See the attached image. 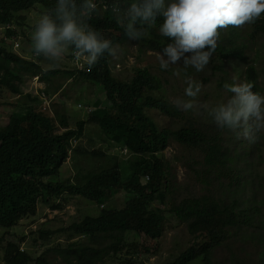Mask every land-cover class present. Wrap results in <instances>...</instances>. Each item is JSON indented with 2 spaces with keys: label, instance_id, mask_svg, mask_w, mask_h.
I'll return each mask as SVG.
<instances>
[{
  "label": "trees",
  "instance_id": "16d2710c",
  "mask_svg": "<svg viewBox=\"0 0 264 264\" xmlns=\"http://www.w3.org/2000/svg\"><path fill=\"white\" fill-rule=\"evenodd\" d=\"M93 2L100 11L94 13L88 23L114 45L131 40L124 32V26L116 22L111 12L114 0ZM121 2L131 3L132 0ZM56 3L57 0H0V26H11L4 27L5 34L11 39L19 35L12 33L11 28L20 14L31 12L37 5L49 12ZM161 23L162 17L149 30V38L141 40L153 49L160 46L164 50L168 45V41L165 44L160 41L169 39L159 34ZM254 29L252 39L260 30L264 31V22L262 25L260 21L256 22ZM239 38L238 28L229 26L225 32H221L218 47L213 53V64L218 69L212 74H225L218 83L221 91L223 85L220 84L230 81L222 59L234 57L245 60L247 46ZM224 40H227L228 46ZM5 42L3 38L0 39V96L4 90L11 95L21 96L20 84L25 75H39L40 80L46 83L45 91L50 93L61 89L60 83L53 81L56 75L64 76L66 73L69 80L75 79L72 70L51 69L46 72L35 60H26L7 50ZM110 59L111 56L106 53L94 66L87 65L89 69L81 77L102 88L110 102L106 108L100 107V102L96 101L88 121L98 125L115 147L129 151L131 158L126 161L128 169L121 172V166H110L95 170L96 166L92 168L87 165V170L83 171L80 167L72 180L62 177L59 170L72 153L91 159L105 158L106 154L73 146L82 136L87 121H79L75 129L70 128L67 118L58 109L54 117L46 116L33 104L37 97L33 99L28 94L26 100L13 104L8 121L0 123V228L10 229L21 220L35 216L39 203L52 210H62L69 202L65 194L79 196L100 206L115 194L118 186L132 197H126L121 209L99 207L97 215L87 214L67 229L39 230L40 238L45 242L56 234H68L63 242L65 244L47 247L35 260L28 252L20 251L19 244H8L4 249L3 264H103L108 258H114L120 264H142V261L135 263L134 259L153 255L160 248L158 241L163 236L166 213L185 223L192 239V245L167 264H219L214 257L215 251L229 240L228 232L231 229L251 227L253 214L258 212L257 207L240 210L238 205L241 201L235 199L222 203L220 197L209 193L171 202L165 210L154 207L158 199L162 204L165 202L172 186L168 164L161 152L171 140L189 149L199 150L206 166L203 173L207 178L217 173L223 181H228L229 188H232L230 184L243 186L247 179L248 158L244 169H238L230 153L217 142L219 137L214 135L216 139L212 138L202 125L188 123L177 129L160 127L149 116V111H157L171 120L186 119L184 111L157 94L162 92L164 81L150 69L141 67L135 69L129 82L118 79L110 71ZM245 71L246 82L252 83V90L259 93L260 75L256 68L248 65ZM182 72L198 75L194 68L183 69ZM226 93L220 102L230 98L231 93ZM258 151L259 147L255 145L254 152ZM247 154L244 153L245 156ZM128 235L135 236L138 242H129ZM262 241L264 235L254 234L251 238L252 244L257 243L264 249ZM125 249L128 250L126 254L123 253ZM130 251L132 253H128ZM47 256L54 258L49 260ZM260 257L258 262L262 264L264 251Z\"/></svg>",
  "mask_w": 264,
  "mask_h": 264
},
{
  "label": "rangeland",
  "instance_id": "374dc122",
  "mask_svg": "<svg viewBox=\"0 0 264 264\" xmlns=\"http://www.w3.org/2000/svg\"><path fill=\"white\" fill-rule=\"evenodd\" d=\"M45 13L46 11L43 7L37 5L31 12L20 14L11 28L13 30L12 33H19V35H14L12 39H8L5 29L0 27V39L3 38L6 41L7 50L21 55L26 60H35L36 63L41 64V68L46 72L51 69L72 70L75 74V79L67 80L69 77L66 73L64 76L58 75L53 81L60 83L61 89L50 93L43 91L46 88L45 82L29 75L23 76L20 84L21 96L11 95L6 90L1 92L0 123L5 124L8 121L14 103L19 100H26L25 96L28 94L33 99L37 97V101L32 103L37 105V108H40L44 115L52 118L58 109L59 113L67 118L70 128L75 129L79 121L88 122L82 136L73 143V146H79L87 150L95 149L106 154L105 158L91 159L76 156L72 153L71 157L59 170L62 177H69L67 180H72L79 168L82 167L83 171H85L87 170V165L92 168L96 166L95 170L102 167L121 166L118 169L121 172L126 171L128 169L126 161L131 158L128 154L129 151H121L115 147L99 129L98 125L88 121L90 111L95 107L96 101L100 102L101 107L106 108L109 107L110 102L106 99L102 88L81 78L89 69L86 66V62L75 63L74 57L71 55V49L58 67H53L43 56L37 57L34 55L32 34L36 23ZM249 31V25L239 27L241 41L246 42L245 37ZM167 40V44L173 42L170 38ZM119 44L121 45L120 51L117 57H112L109 64L110 71L119 79L128 81L137 67H146L164 81L162 92L157 94L171 101L176 98L189 99L185 95L189 79L200 82L203 85L201 93L197 97L199 103L208 102L210 107L216 106L220 103L223 96L225 97L227 94L224 92L225 95H223L224 88L222 86L221 91L218 85L221 77L225 75L224 72L210 73L209 69H212L213 63L209 67L207 66L203 72L196 71L197 76L184 77L181 75V70H179L180 74L177 76L174 71L184 61L183 58L177 65H173L168 70H163L160 68L156 55L157 52L163 55L164 50L161 48L153 49L152 46H148L147 42L134 39ZM246 52V60L234 57L224 60V70L228 72L227 78L237 83H244L246 76L244 68L247 67L248 63H252L260 75L258 81L260 86L259 93L264 95V38H258L251 42ZM185 55L190 57L191 53H186ZM165 59H167L166 56ZM220 85H223V83ZM41 91L43 92L41 93ZM44 97H46V100ZM48 99L50 101L47 103ZM184 112L186 113L187 124L198 123L206 128L213 137H215L214 135L219 137L224 148L233 157L238 169H244L248 158L247 179L243 182V186L230 184L232 188H229L228 181H223L218 177L217 173H213L210 178H207L208 176L203 173V169H206V166L202 160L203 155L201 152L197 149H189L171 140L169 146L161 152L162 156H164V161L168 164L172 182L171 191L166 194L163 204L158 199L153 206L165 210L171 202H178L185 197H197L206 193L220 197L222 203H229L237 199L242 202L238 205L240 210H247L249 206H256L258 212L253 214L251 227L244 226L238 229H231L228 232L229 240L215 251L214 257L219 264H260L258 261L264 249L257 243L252 244L251 238L254 234L256 236L264 235V134H261L260 138L253 143L243 138H237L235 133L227 129L218 128L213 119L202 109ZM148 114L162 128L177 129L184 125L185 122V120L168 119L157 111H149ZM255 145L259 147L258 152H254ZM244 153L248 154L245 156ZM118 182H120L119 177ZM65 195H67L65 197L69 199V202L62 210H52L43 203H39L35 216L21 220L15 227L10 229L0 228V264H3L4 249L8 244H19L20 251L28 252L35 260L43 254L47 247L54 246L57 243L65 244L63 242L66 241L68 234L66 232L59 235L56 234L45 242L40 238L39 230L58 231L67 229L71 224L80 222L87 214L97 215L99 207L121 209L125 205L126 197H132L119 186L116 188L115 194L106 199L104 206L97 205L79 196ZM135 238V236H127L129 242H138ZM262 242L264 243V241ZM158 243H160V248L155 254L138 256L134 259L135 263L141 261L143 262L142 264L171 263L179 254L192 245V239L187 233L186 224L180 223L175 217L166 213L163 236ZM127 251L125 249L123 253L126 254ZM128 253H132V251ZM52 258L54 257L47 256L49 260ZM193 263L200 264L199 262ZM103 264H120V261L108 258Z\"/></svg>",
  "mask_w": 264,
  "mask_h": 264
},
{
  "label": "clouds",
  "instance_id": "9594fccd",
  "mask_svg": "<svg viewBox=\"0 0 264 264\" xmlns=\"http://www.w3.org/2000/svg\"><path fill=\"white\" fill-rule=\"evenodd\" d=\"M99 11L93 0H80L79 3L77 0H57L55 8L43 14L35 25L32 34L34 55L43 56L53 67H58L71 49L75 63L84 61L86 66L91 67L107 53L111 56L110 64L112 57H117L121 45H114L88 23L92 15ZM111 12L116 22L124 26L126 35L134 40L149 38V30L154 28L158 18L162 17L159 34L173 42L164 48L163 55L156 53L157 59L160 68L168 70L183 58L184 61L174 71L177 76L180 74L179 69L182 72L183 69L187 71L194 68L195 72H203L209 67L213 63V53L218 47L221 32H225L229 26L237 27L238 32L239 27L250 26V31L245 37L246 42L239 38V41L247 46L245 60L250 43L264 38L262 30L251 38L255 23L260 21L262 25L264 22V0H132L131 3L114 0ZM160 41L165 44L168 40ZM226 41L224 40V43L228 46ZM206 48L208 50H205ZM186 53H191V56H186ZM222 60L224 62L226 59ZM248 65L255 67L252 63ZM216 69L218 68L213 64L212 69H209L210 73ZM181 75L191 76L192 73L182 72ZM35 77L40 79L39 75ZM229 82H224L223 88L231 93L230 98L216 106L210 107L208 102H198L197 97L203 85L192 79L187 81L188 87L185 89V95L189 99L176 98L168 101L182 111L202 109L218 128L227 129L235 133L237 138L254 143L264 134V95L254 92V85L246 80L244 83L232 80ZM44 99L46 100V97ZM49 101L50 99L47 103ZM121 151L128 152L127 149ZM101 206H104V203Z\"/></svg>",
  "mask_w": 264,
  "mask_h": 264
},
{
  "label": "bare ground",
  "instance_id": "6f19581e",
  "mask_svg": "<svg viewBox=\"0 0 264 264\" xmlns=\"http://www.w3.org/2000/svg\"><path fill=\"white\" fill-rule=\"evenodd\" d=\"M187 122H188V121H187V117H186L185 122H184V125H186ZM194 124H196V123H194ZM197 124H198V123H197ZM164 128H166V127H164ZM164 128H163V129H164ZM211 136H212V135H211ZM212 138H215V137L212 136ZM215 139H216V138H215ZM217 142L220 144V146H222V141L219 140V141H217ZM169 144H170V141H169ZM163 151H164V150H163Z\"/></svg>",
  "mask_w": 264,
  "mask_h": 264
}]
</instances>
